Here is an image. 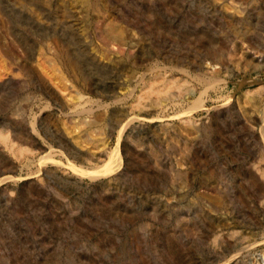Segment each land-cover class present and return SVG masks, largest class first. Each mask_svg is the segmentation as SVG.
<instances>
[{
  "label": "rangeland",
  "instance_id": "1",
  "mask_svg": "<svg viewBox=\"0 0 264 264\" xmlns=\"http://www.w3.org/2000/svg\"><path fill=\"white\" fill-rule=\"evenodd\" d=\"M85 1L0 0V264H263L264 0Z\"/></svg>",
  "mask_w": 264,
  "mask_h": 264
},
{
  "label": "bare ground",
  "instance_id": "2",
  "mask_svg": "<svg viewBox=\"0 0 264 264\" xmlns=\"http://www.w3.org/2000/svg\"><path fill=\"white\" fill-rule=\"evenodd\" d=\"M71 1H74V2H77V3H85L86 1L85 0H71ZM72 5V4H71ZM69 10V9H68ZM12 14V13H11ZM14 14V13H13ZM61 14H62V12H61ZM72 14V13H71ZM15 15V14H14ZM10 16V15H9ZM39 16V15H38ZM10 19H12V21L13 20H17V22H21L22 23V20H20L18 17H16V16H11V18ZM59 20V19H58ZM12 23H14V22H12ZM112 23V22H111ZM238 24V23H237ZM241 24V23H240ZM22 25V24H21ZM242 26V25H241ZM20 27V26H19ZM107 28H108V32H109V35H110V37L112 38V40L113 39H115L116 41H120L117 37H114L113 35H115V30H114V25H110V24H107ZM68 30V29H67ZM73 32V31H72ZM14 33V32H13ZM238 33V32H237ZM72 34V33H71ZM74 34V33H73ZM79 34V33H78ZM65 35V34H64ZM67 36V35H66ZM71 36V35H70ZM74 36V35H73ZM105 36V35H104ZM75 37H78V36H74V38ZM20 38H22V37H20ZM25 38V37H24ZM73 38V39H74ZM23 39V38H22ZM29 39V38H28ZM75 39H78V38H75ZM18 40V39H17ZM24 40V39H23ZM19 41L20 43H23L24 41ZM26 40V39H25ZM27 41V40H26ZM65 41H66V39H65ZM71 41V40H70ZM82 41V40H81ZM85 41V40H84ZM26 43V42H25ZM68 44V43H67ZM23 45V44H22ZM78 45V44H77ZM82 45V44H81ZM20 46H21V44H20ZM71 46V45H70ZM73 47V46H72ZM71 47V48H72ZM80 48V47H79ZM211 52L213 51V50H210ZM217 52H219V51H213L212 52V59H215L217 56H216V54H217ZM72 53V52H71ZM104 54V53H103ZM63 56L65 57H63L65 60H69V59H71V60H75L79 65H81V64H83V60H82V58H79V57H77L76 55H74V56H72L70 53H68V52H65V53H63ZM211 59V60H212ZM92 65V64H91ZM85 67H87V66H85ZM180 71V70H179ZM205 74V73H204ZM154 81V85L153 86H150L148 89H147V91L145 90V91H143V93H142V96L145 98H150L151 96H154V97H159V96H162V95H166V93H164V92H161L162 90H161V88H158V87H156L159 83H160V85L163 83V80L162 79H156L155 78V80H153ZM173 83V82H172ZM161 87V86H160ZM164 93V94H163ZM142 97V98H143ZM139 104V103H138ZM193 108V107H192ZM84 111H86V110H84ZM130 122V121H129ZM122 130V129H121ZM121 134H122V131L119 133V135H118V142H117V145L119 144V140H120V137H121ZM22 139V138H21ZM0 140L3 142V144H5L7 147H9L10 149H11V151H17L21 146L19 145L18 147H14L13 146V144L11 143V139L9 138V137H7L4 133H2V132H0ZM21 142V145L23 144V143H25L26 142V140H23L22 139V141H20ZM114 148H117V146L116 147H114ZM117 150H118V148H117ZM106 157H107V162H106V165H104V166H106V168H108V169H110V168H116V167H118L120 164H121V156H119V152L118 151H116V150H112V151H110L107 155H106ZM105 169V168H104ZM76 170V169H75ZM100 169H96L95 170V173H97L96 171H98V172H100L99 171ZM102 170H103V168H102ZM102 170H101V172H102ZM85 171V170H84ZM82 172V171H81ZM93 172V171H92ZM91 172V173H92ZM105 172V171H104ZM103 173V172H102ZM101 173V174H102ZM88 174V173H87ZM98 174V173H97ZM100 174V173H99ZM96 175V174H95ZM94 175V176H95ZM87 176V175H86ZM96 176H98V175H96ZM95 176V177H96ZM9 177V176H8ZM88 177H89V174H88ZM93 177V176H92ZM7 179V177H1L0 178V182L2 181V180H4V179ZM230 235V237H232V238H234V235H235V233H230L229 234ZM227 246H229V245H227ZM226 247V246H225ZM224 249V248H223ZM225 250V249H224ZM228 250H229V248H228ZM234 250V249H233ZM237 251H236V253H235V255L236 256H239V255H242L243 253H245L246 251L245 250H243V249H236ZM248 254V253H247ZM246 255V254H245ZM246 258H245V264H257L258 262H256L252 257H251V255L250 254H248V255H246L245 256ZM231 258H233V257H231ZM262 263H263V260H262ZM264 264V263H263Z\"/></svg>",
  "mask_w": 264,
  "mask_h": 264
}]
</instances>
